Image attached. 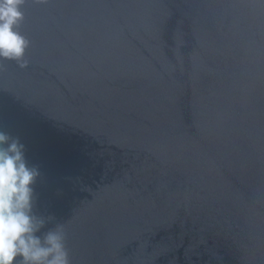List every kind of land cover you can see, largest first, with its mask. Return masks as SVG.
<instances>
[{"label":"water","instance_id":"obj_1","mask_svg":"<svg viewBox=\"0 0 264 264\" xmlns=\"http://www.w3.org/2000/svg\"><path fill=\"white\" fill-rule=\"evenodd\" d=\"M17 10L0 147L35 171L41 244L66 264H264V0Z\"/></svg>","mask_w":264,"mask_h":264},{"label":"clouds","instance_id":"obj_2","mask_svg":"<svg viewBox=\"0 0 264 264\" xmlns=\"http://www.w3.org/2000/svg\"><path fill=\"white\" fill-rule=\"evenodd\" d=\"M22 0H0V57L19 59L27 41L12 30ZM8 137L0 133V145ZM21 145L14 140L0 147V264L19 254L24 264H66L59 237L48 233L44 244L33 233L39 221L29 215L34 169L26 166Z\"/></svg>","mask_w":264,"mask_h":264}]
</instances>
